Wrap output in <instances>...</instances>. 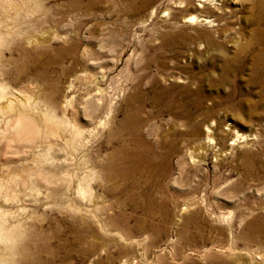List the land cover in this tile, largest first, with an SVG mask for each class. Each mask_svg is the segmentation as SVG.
Returning <instances> with one entry per match:
<instances>
[{"label":"rangeland","instance_id":"rangeland-1","mask_svg":"<svg viewBox=\"0 0 264 264\" xmlns=\"http://www.w3.org/2000/svg\"><path fill=\"white\" fill-rule=\"evenodd\" d=\"M251 4L0 0V85L5 86L0 105L7 107L0 111V210L14 235L0 243L1 259L9 264H234L230 257L242 251L260 262L264 91L247 82L249 56L230 75L233 82L218 81L224 57L236 50L227 40L252 37ZM191 14L199 19L189 20ZM253 14L264 19V0ZM207 35L226 41L225 49L211 47ZM184 96L202 129L198 136L175 133L189 130L179 117ZM19 117L35 122V131L19 135L6 128ZM208 124L215 128L214 143L205 155L191 158L188 149L208 140ZM74 125L83 131L78 148L69 131ZM134 127L162 156L163 143L178 145L168 168L159 162L147 167L136 158L140 144L132 139ZM140 148L145 157L147 150ZM92 171L97 197L81 199L76 184Z\"/></svg>","mask_w":264,"mask_h":264},{"label":"bare ground","instance_id":"bare-ground-1","mask_svg":"<svg viewBox=\"0 0 264 264\" xmlns=\"http://www.w3.org/2000/svg\"><path fill=\"white\" fill-rule=\"evenodd\" d=\"M262 3L263 0H252V4L250 6V12L252 13V16L248 21L249 25H253L255 26L254 28L251 29V35L252 37L248 40H246L245 42H238V41H233L228 39V41L235 43L236 44V50L233 53V56H225L223 61L224 64L222 66V71L221 74L219 75V79L218 81L222 84L225 83H231L233 82V80L230 78V75H232L233 73H236V71H239L240 68L242 66L246 65V58L247 56H249V62L247 63V67L249 68L250 71V77L248 79V84H257L258 87L262 88V91H264V28L261 27V25L264 23V19L260 18V17H254L253 12L255 11H259L262 8ZM72 4V3H71ZM208 9L207 5H204V10ZM203 10V11H204ZM189 20H198L199 17L196 14H191L188 18ZM205 21V20H204ZM211 22V21H208ZM224 29H222L220 33V35L223 33ZM208 33V32H207ZM218 33V34H219ZM207 42L208 44L213 47L215 50H224L225 46H226V41H219L213 38L212 35H207ZM205 37V38H206ZM165 43V42H164ZM229 43V42H228ZM231 51V50H230ZM223 63V62H222ZM234 64V66H232ZM242 64V65H241ZM219 66V65H218ZM210 71V70H209ZM245 74V73H244ZM234 75V74H233ZM186 76V75H185ZM202 76V75H201ZM209 78V77H208ZM245 78V77H244ZM234 79V78H233ZM189 80V79H188ZM192 80V79H191ZM190 81V80H189ZM193 82V81H192ZM242 82V81H241ZM199 83V82H198ZM196 84V83H195ZM215 84V83H214ZM213 84V85H214ZM218 84V83H217ZM243 84V83H242ZM197 86V85H196ZM233 86V85H232ZM189 87V86H188ZM186 88L185 92H188L190 88ZM223 87V86H222ZM235 87V86H234ZM238 87V86H237ZM251 87V86H250ZM204 88V87H203ZM180 89V88H179ZM199 89V88H198ZM222 89V88H221ZM234 89V88H233ZM256 89V88H255ZM173 90V88H172ZM221 91V90H220ZM197 92V91H196ZM237 92V91H236ZM258 92V91H257ZM235 93V92H234ZM5 94V86L0 85V96L2 97V95ZM231 94V93H230ZM233 94V93H232ZM231 94V95H232ZM170 95V94H169ZM193 95V94H192ZM230 95V96H231ZM234 95V94H233ZM242 95V94H241ZM14 96V95H13ZM139 96V95H138ZM158 96V95H157ZM156 96V97H157ZM219 96V95H218ZM228 97V96H227ZM238 97V96H237ZM3 98V97H2ZM186 97L184 96V98H182V102H181V106H180V112H179V117L182 119V126H189V130L185 133L184 131H178L175 132L176 135L179 134H189V135H199L200 133H202V129L200 128V126L198 125L197 121L195 120L194 114L191 110V101L189 99H185ZM215 98V97H214ZM170 99V98H169ZM211 99V98H210ZM217 99V98H216ZM228 99V98H226ZM232 99V98H231ZM235 99V98H234ZM245 99V98H244ZM243 99V100H244ZM15 100V99H13ZM199 100V99H198ZM242 100V99H241ZM246 100V99H245ZM154 102L158 101V99H153ZM229 101V100H228ZM233 101V100H232ZM236 101V99H235ZM10 102V101H9ZM163 102V101H162ZM159 103V102H158ZM165 103V106H168L169 101H165L163 102ZM220 103V102H219ZM231 103V102H230ZM244 103V102H243ZM69 104V103H68ZM172 104V103H171ZM234 104V102H233ZM222 105V104H221ZM236 107H240V103L236 104ZM257 105V104H256ZM14 106V105H13ZM43 106V105H42ZM198 106V105H197ZM233 106V105H232ZM164 107V106H163ZM235 107V108H236ZM31 108V106H30ZM162 108V107H161ZM203 108V107H202ZM233 108V107H232ZM7 109L6 106L0 105V111ZM139 110L140 108H137L134 114V122L136 124H138V122H140L141 117L139 115ZM163 110V109H162ZM165 110V109H164ZM172 110V109H171ZM240 111V110H239ZM35 112V111H34ZM32 113V112H31ZM133 113V112H132ZM5 114V113H4ZM36 114V113H35ZM31 115V114H30ZM198 115V114H196ZM200 116V115H199ZM1 117V116H0ZM30 117V116H29ZM33 117V115H32ZM177 117V116H176ZM40 118V117H39ZM129 119V118H128ZM39 120V119H38ZM133 120V119H132ZM10 121V120H9ZM35 121V120H34ZM41 121V120H40ZM42 122H45V120ZM41 122V123H42ZM179 122V121H178ZM207 122V121H206ZM35 123V122H34ZM34 123L30 120L24 119V118H16V120L11 123L10 125H8L6 128H9L10 130H12V132L19 134V135H23V134H29L33 131H35V125ZM46 123V122H45ZM104 124L103 121H99V126H102ZM51 126V125H50ZM59 127V126H58ZM133 127V126H132ZM138 127V126H137ZM42 128V127H41ZM65 128V127H64ZM52 129V128H51ZM188 129V128H187ZM61 130V129H60ZM120 130V129H119ZM126 130V129H124ZM205 130H207L208 135L206 138H208V140L204 143H198V144H194L192 145L188 151H189V156L191 158H194L195 156H200V153H202V155H205L211 148L213 139L211 138V133H213V131L215 130V128L213 127V125H206ZM47 131V130H46ZM54 131V130H53ZM57 131V130H56ZM69 131L71 132V134H73L74 137V141L72 142V146L74 148H78L81 147V142L82 141V134L83 131L80 128H77L75 125L74 126H69ZM128 131V130H127ZM134 132L131 133L132 139L135 140L134 142L140 145H138V147L134 148V154L136 156V158L140 161L143 160V162H145L147 165V167H151L154 166V164H156L155 162H159L162 167H164L165 169L168 168L169 162V156L171 155V153L173 154V152L177 151L178 145L175 144H162L163 149L165 148L166 153H164L165 155H161V153L157 152V149H152L150 146H148L147 144H145L143 142V139L140 138L138 130L136 127H134ZM238 132V131H237ZM126 133V132H125ZM37 134V133H36ZM171 134V133H170ZM238 134V133H237ZM205 135V134H204ZM205 135V136H206ZM65 136V135H64ZM172 136V135H171ZM184 136V135H182ZM40 137V136H39ZM130 137V136H129ZM64 138V137H63ZM67 139V137H66ZM71 139V138H70ZM131 139V140H132ZM64 141V140H63ZM66 141V140H65ZM42 142V141H41ZM122 142V141H121ZM127 142V141H125ZM132 142V141H131ZM166 142V141H165ZM169 142V141H168ZM43 143V142H42ZM148 143V142H146ZM161 143V142H159ZM176 143V142H174ZM192 143V141H191ZM50 144V143H49ZM63 144V143H62ZM120 144V143H119ZM125 144V143H124ZM67 145V144H65ZM79 145V146H78ZM83 145V144H82ZM133 145V144H132ZM141 145H143V147L147 150L143 151L146 152L147 154H145L146 156L143 157V153L141 150ZM214 145V144H213ZM122 146V145H121ZM140 146V147H139ZM53 147V146H52ZM127 147V146H126ZM161 147V148H162ZM186 147V146H185ZM189 147V146H188ZM68 149V147H66ZM46 149V148H45ZM213 149V148H212ZM65 150V149H64ZM120 150V148H119ZM122 150V149H121ZM124 150V149H123ZM122 150V151H123ZM220 150V149H219ZM69 151V150H67ZM72 151V150H71ZM120 151V152H122ZM131 151V150H130ZM129 151V152H130ZM127 152V151H126ZM117 153V152H116ZM125 153V152H124ZM209 154V153H208ZM127 155V154H126ZM130 155V154H129ZM187 155V154H186ZM121 156V155H120ZM125 156V155H124ZM123 156V158H124ZM134 156V155H133ZM207 156V155H206ZM74 157V156H73ZM39 159V157H38ZM41 159V158H40ZM196 159V157H195ZM198 159V158H197ZM131 161V160H130ZM203 161V160H201ZM142 162V163H143ZM36 163V162H35ZM72 163V162H71ZM42 164V163H41ZM86 164V163H85ZM105 165V164H104ZM139 166V165H137ZM142 166V165H141ZM160 166V165H159ZM120 167V166H119ZM128 167V166H127ZM133 167V166H132ZM144 168V167H143ZM43 169V168H42ZM130 169V168H128ZM158 169V168H157ZM80 170V169H79ZM134 170V169H133ZM142 170V169H141ZM163 170V169H162ZM73 171V169H72ZM76 171V170H75ZM86 171V170H85ZM145 171V170H144ZM166 171V170H165ZM164 171V172H165ZM147 172V170H146ZM159 173V171H158ZM129 174V173H128ZM131 174V173H130ZM129 174V175H130ZM166 174V173H165ZM66 175V174H65ZM82 175V174H81ZM155 175V174H154ZM159 175V174H158ZM19 176V175H18ZM74 176V175H73ZM96 176V172L92 171V173H89L85 176H83L82 178L79 179L78 183L76 184V188H75V194L77 197L81 198V199H86V200H92L95 197H97V195H95L92 185H91V180L93 178H95ZM162 176V175H161ZM154 179V178H153ZM53 180V179H52ZM132 180V179H131ZM159 181V180H158ZM157 181V182H158ZM53 182V181H52ZM136 182V181H135ZM16 183V182H15ZM3 185V184H2ZM72 185V183L69 181V185L68 188ZM72 187V186H71ZM1 190V189H0ZM19 191V190H18ZM70 192V191H69ZM6 193V192H5ZM25 193V191H24ZM143 194V193H142ZM137 196V195H136ZM149 196V195H148ZM152 196V195H151ZM150 199V198H149ZM7 201V200H6ZM133 201V200H132ZM76 203V202H75ZM97 203V202H96ZM77 204V203H76ZM94 204V203H92ZM78 205V204H77ZM72 206V204L70 205V207ZM76 206V205H75ZM115 206V205H114ZM79 208V205H78ZM76 208V209H78ZM82 208V207H81ZM96 208V207H95ZM86 210V208H85ZM89 212H91V214L93 216H96V213L94 211V209L92 210H87ZM108 211V210H107ZM110 211V210H109ZM13 213V212H12ZM88 213V212H87ZM150 215V214H149ZM107 217V216H106ZM148 218V217H147ZM150 218V217H149ZM7 217H6V213H4L2 210H0V243L4 242V243H9L11 242L14 238L13 236H10V229L7 227L6 225V221ZM26 220V219H25ZM90 220V219H89ZM11 223V222H10ZM19 224V223H18ZM20 225V224H19ZM145 225V224H144ZM152 226V225H151ZM106 227V226H105ZM83 228V227H82ZM97 228V227H96ZM101 228V227H100ZM156 228V227H155ZM163 228V227H161ZM20 229V228H19ZM154 230V229H153ZM159 230V229H158ZM162 230V229H161ZM160 230V231H161ZM149 231V230H148ZM165 231V229H164ZM163 233V232H161ZM21 234V233H20ZM18 236V235H17ZM119 237V236H118ZM142 240V239H141ZM141 245V244H140ZM227 249V248H226ZM220 251V250H219ZM233 251V250H231ZM230 251V252H231ZM237 251V250H236ZM227 252V251H226ZM13 254V253H12ZM142 255V254H141ZM262 256V255H261ZM9 257V256H8ZM10 258V257H9ZM231 261L234 264H248V262H250L249 264H264V256L260 259L259 261H253L252 258L249 257V254L242 252V251H238L235 252V254L230 257ZM252 260V261H249ZM28 262V261H27ZM51 262V261H50ZM228 263V262H227ZM0 264H9L6 261H4L3 259H1L0 257Z\"/></svg>","mask_w":264,"mask_h":264}]
</instances>
